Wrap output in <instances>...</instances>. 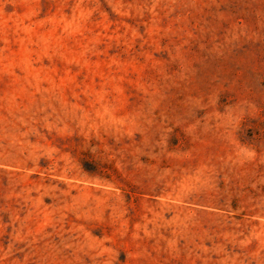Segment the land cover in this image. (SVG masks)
I'll use <instances>...</instances> for the list:
<instances>
[{
    "label": "rangeland",
    "instance_id": "374dc122",
    "mask_svg": "<svg viewBox=\"0 0 264 264\" xmlns=\"http://www.w3.org/2000/svg\"><path fill=\"white\" fill-rule=\"evenodd\" d=\"M0 264H264V0H0Z\"/></svg>",
    "mask_w": 264,
    "mask_h": 264
}]
</instances>
